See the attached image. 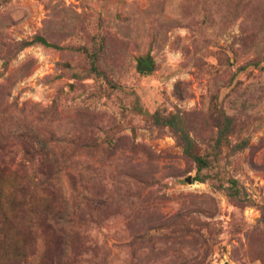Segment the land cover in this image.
Instances as JSON below:
<instances>
[{
  "label": "rangeland",
  "instance_id": "rangeland-1",
  "mask_svg": "<svg viewBox=\"0 0 264 264\" xmlns=\"http://www.w3.org/2000/svg\"><path fill=\"white\" fill-rule=\"evenodd\" d=\"M3 251L264 264V0H0Z\"/></svg>",
  "mask_w": 264,
  "mask_h": 264
},
{
  "label": "trees",
  "instance_id": "trees-1",
  "mask_svg": "<svg viewBox=\"0 0 264 264\" xmlns=\"http://www.w3.org/2000/svg\"><path fill=\"white\" fill-rule=\"evenodd\" d=\"M36 39L37 41H41L40 38H35V40ZM183 149L184 152H186L187 144H184ZM44 181L46 182L47 179L45 178ZM42 192L43 191H41V193ZM30 202H28L27 200H23L22 203L15 206V210L20 209V221H22L23 227L25 225V231L27 232V234L31 233L32 227L36 225L34 220L35 218H38L40 222H37V226L41 228L43 235L48 238L46 244L48 245V242H52L54 246H58V242L61 244V237L60 235H58L57 230H52L51 225L48 223V211L46 209L40 211L39 205H35L34 202ZM46 205L47 204H43L42 208ZM0 254H3L0 257V261H4L3 264H15L12 260L17 256L11 258V256L6 253V251L0 252ZM47 261L49 262V259H47ZM39 262V264H45V262H43V259H40Z\"/></svg>",
  "mask_w": 264,
  "mask_h": 264
},
{
  "label": "water",
  "instance_id": "water-1",
  "mask_svg": "<svg viewBox=\"0 0 264 264\" xmlns=\"http://www.w3.org/2000/svg\"><path fill=\"white\" fill-rule=\"evenodd\" d=\"M139 70L140 71H149V68L145 65H141V66H139Z\"/></svg>",
  "mask_w": 264,
  "mask_h": 264
}]
</instances>
